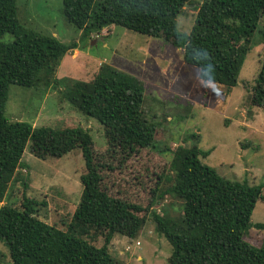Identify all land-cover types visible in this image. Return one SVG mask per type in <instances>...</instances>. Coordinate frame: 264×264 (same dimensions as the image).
<instances>
[{
  "label": "trees",
  "instance_id": "obj_1",
  "mask_svg": "<svg viewBox=\"0 0 264 264\" xmlns=\"http://www.w3.org/2000/svg\"><path fill=\"white\" fill-rule=\"evenodd\" d=\"M189 0H62L65 19L88 36L110 33L113 26L159 38L182 50L184 62L198 70L202 83L230 91L238 77L250 40L264 15V0H204L196 10L188 34L176 29V19ZM0 203L13 182L23 187L18 207H0V242L10 264H118L109 246L115 235L134 239L146 223L148 208L110 195L102 186V171L110 165L96 160L94 142L82 127H34L10 122L4 115L11 85L58 90L84 116L103 127L107 151L124 160L143 150L155 149L157 126L144 112V88L132 76L101 64L88 82L73 81L59 90L56 72L76 44H63L22 26L16 0H0ZM264 40V28L261 31ZM252 107L264 108V58L254 82ZM191 147L168 150L173 185L158 195L170 194L181 203L182 218L152 213L156 232L171 246L169 264H264V236L258 245L245 240L258 201L264 202V182L249 185L230 181L205 165L210 153L198 148L199 135L191 134ZM41 160L61 158L79 149L85 171L80 175L79 202L66 230L44 222L39 207L46 206L27 194L28 181L18 174L25 148ZM246 144L244 147H247ZM27 179V178H26ZM254 227L264 230V224ZM102 236L95 246L86 236ZM2 254V253H1ZM3 257V256H1ZM1 261V259H0ZM2 261L0 262V264Z\"/></svg>",
  "mask_w": 264,
  "mask_h": 264
},
{
  "label": "rangeland",
  "instance_id": "obj_2",
  "mask_svg": "<svg viewBox=\"0 0 264 264\" xmlns=\"http://www.w3.org/2000/svg\"><path fill=\"white\" fill-rule=\"evenodd\" d=\"M203 1L189 0L183 7L176 19L178 32L189 33L196 10ZM16 7L22 26L55 37L63 44H76L81 50L80 57L89 61L88 67H94L90 69L89 76L85 74L89 71L62 76L60 90L73 81H90L99 70V62L134 77L143 85L144 112L157 126V147L138 151L127 161L120 153H106L103 127L95 119L81 114L57 89L46 91L45 96L41 88L11 85L4 110L10 122L53 129H86L96 148V160L112 168H105L101 173L102 186L107 192L143 208H148L154 200L152 207L141 214L145 215L146 223L134 239L121 235L113 237L109 251L118 264H169L172 248L156 232L152 213L182 218L178 199L170 194L158 199V195L174 183L168 150L178 146L191 147L194 143V140L188 139L191 134L199 135V149L210 152L201 161L219 176L230 181H246L249 185L264 182V108L252 107L250 102L264 58L261 35L264 15L250 40V51L241 68L237 86L229 93L222 86L202 83L198 70L184 62L182 50L159 38L119 26H113L107 35L98 32L82 35L81 30L65 19L62 0H16ZM13 40L10 34L0 36V43H11ZM79 59L77 62L80 64ZM70 63L75 64V60ZM246 144L248 146L244 147ZM22 163L24 168H20L18 174L28 181L27 194L46 203V206L39 207L40 219L66 230L82 191L79 178L85 168L79 149L61 158L43 161L30 154L27 144ZM22 192L21 183L13 182L0 207L5 204L18 207ZM250 222L252 227L245 240L258 245L264 230L256 229L254 224H264V202L256 203ZM85 239L95 246L103 244L102 236L92 231ZM7 255V248L0 242L1 264H10Z\"/></svg>",
  "mask_w": 264,
  "mask_h": 264
},
{
  "label": "crops",
  "instance_id": "obj_3",
  "mask_svg": "<svg viewBox=\"0 0 264 264\" xmlns=\"http://www.w3.org/2000/svg\"><path fill=\"white\" fill-rule=\"evenodd\" d=\"M80 56H81V50L79 49L78 46H77L75 49L69 51V53H67V54L63 57V59H62L60 65H59V67H58V69H57V72H56V77H57V79H61V78L65 77V76H67V75H77V74L85 73L86 71H89V72L85 73L86 76H89V75H90V69H91V68H94V67H92V65H90V66L88 67V65H89V61H88L85 57H84V59H83V58L80 57ZM79 58H80V59H79ZM78 59L81 61L80 64L77 62ZM71 60H75V64L70 63ZM82 60H84V61L82 62ZM101 64H103V63H100V62H99V63L97 64V66L100 67ZM66 66H67V67H66ZM96 73H97V72H95V74H96ZM95 74H93V77H94ZM64 75H65V76H64ZM62 76H63V77H62ZM71 78H75V77H71ZM87 78H88V77H87ZM75 79H77V78H75ZM91 79H92V78H91ZM91 79H90V80H91ZM81 80H83V79H81ZM87 82H88V81H87ZM59 90H60V89H59ZM47 92H49V90H48ZM47 92H45V96H47Z\"/></svg>",
  "mask_w": 264,
  "mask_h": 264
}]
</instances>
